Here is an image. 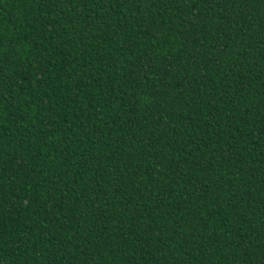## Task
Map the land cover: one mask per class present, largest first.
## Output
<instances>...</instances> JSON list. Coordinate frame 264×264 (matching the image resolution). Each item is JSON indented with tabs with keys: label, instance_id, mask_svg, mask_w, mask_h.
<instances>
[{
	"label": "trees",
	"instance_id": "obj_1",
	"mask_svg": "<svg viewBox=\"0 0 264 264\" xmlns=\"http://www.w3.org/2000/svg\"><path fill=\"white\" fill-rule=\"evenodd\" d=\"M0 264H264V0H0Z\"/></svg>",
	"mask_w": 264,
	"mask_h": 264
}]
</instances>
